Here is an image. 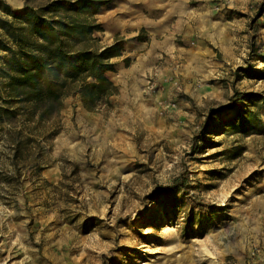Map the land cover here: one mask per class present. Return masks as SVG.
<instances>
[{
    "label": "rangeland",
    "instance_id": "374dc122",
    "mask_svg": "<svg viewBox=\"0 0 264 264\" xmlns=\"http://www.w3.org/2000/svg\"><path fill=\"white\" fill-rule=\"evenodd\" d=\"M244 14L225 15L241 20L217 32L233 37L226 45L176 34L147 77L149 100L93 112V125L76 124L71 102L42 128L39 155L18 180L0 178V264H264V132L222 126L235 92L264 96L250 47L264 54V14Z\"/></svg>",
    "mask_w": 264,
    "mask_h": 264
},
{
    "label": "trees",
    "instance_id": "16d2710c",
    "mask_svg": "<svg viewBox=\"0 0 264 264\" xmlns=\"http://www.w3.org/2000/svg\"><path fill=\"white\" fill-rule=\"evenodd\" d=\"M113 0H51L35 8L25 5L13 9L0 0V139L5 144L0 157L3 181L18 180L25 162L42 146V128L53 122L63 109L65 98L78 95L87 112L110 108V97L118 87L106 76L115 72L114 59L123 55L124 41L116 38L105 47L98 45L95 32L103 28L96 20L99 10ZM264 14V0L252 21ZM139 40L143 39L140 36ZM256 60L264 54L250 46ZM130 65V59L123 60ZM249 74V68L237 69ZM264 96L235 92L230 106L234 115L222 123L223 129L250 136L262 134L258 105ZM219 112L212 109L210 118ZM206 123L193 137V150L203 138ZM51 137L56 133L52 130ZM213 129L206 134H211ZM31 168V167H30ZM38 172L42 168L33 166Z\"/></svg>",
    "mask_w": 264,
    "mask_h": 264
},
{
    "label": "crops",
    "instance_id": "0c3cea01",
    "mask_svg": "<svg viewBox=\"0 0 264 264\" xmlns=\"http://www.w3.org/2000/svg\"><path fill=\"white\" fill-rule=\"evenodd\" d=\"M263 0H113L102 7L96 15L97 22L103 28L93 36L99 39L100 47L111 45L116 38L124 41L123 55L113 60L115 72L106 76L118 87V94L110 97L112 108H134L139 100L150 98L147 77L152 75L158 57L173 51L174 37L183 33L191 37L193 33L203 37V32L214 41L215 45H226L233 37H222L217 32L233 28L232 20L226 14L241 11L246 18L244 21L253 22V16ZM20 5L17 8H22ZM191 24H195L194 30ZM195 34V35H197ZM143 39L139 40L138 37ZM129 58L130 65L126 67L123 60ZM147 83V84H146ZM146 84V86H145ZM146 96V97H145ZM144 97V98H143ZM149 100V99H148ZM144 101V100H143ZM68 102V104H66ZM74 105L76 124H94L95 113L84 110L78 95H72L63 101L60 114L71 109ZM147 102V101H146ZM91 114L92 116H86ZM88 120H82L83 117ZM70 126L73 124L67 121Z\"/></svg>",
    "mask_w": 264,
    "mask_h": 264
}]
</instances>
